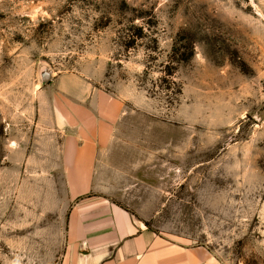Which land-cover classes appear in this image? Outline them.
Listing matches in <instances>:
<instances>
[{
	"label": "rangeland",
	"instance_id": "374dc122",
	"mask_svg": "<svg viewBox=\"0 0 264 264\" xmlns=\"http://www.w3.org/2000/svg\"><path fill=\"white\" fill-rule=\"evenodd\" d=\"M73 77L124 103L106 198L223 264H264V0H0V264L65 258L67 186L25 153L47 137L40 93Z\"/></svg>",
	"mask_w": 264,
	"mask_h": 264
},
{
	"label": "crops",
	"instance_id": "0c3cea01",
	"mask_svg": "<svg viewBox=\"0 0 264 264\" xmlns=\"http://www.w3.org/2000/svg\"><path fill=\"white\" fill-rule=\"evenodd\" d=\"M77 79L40 93L36 135L47 137L34 141L25 153V162L36 165L35 173L60 174L67 186L62 264H223L207 247L172 242L147 227L145 218L106 198L110 190L101 187L96 176L104 154L117 146L124 103L100 91L78 88Z\"/></svg>",
	"mask_w": 264,
	"mask_h": 264
},
{
	"label": "water",
	"instance_id": "95a60500",
	"mask_svg": "<svg viewBox=\"0 0 264 264\" xmlns=\"http://www.w3.org/2000/svg\"><path fill=\"white\" fill-rule=\"evenodd\" d=\"M40 78L42 81V86H47L54 80V75L48 68L44 67L40 71Z\"/></svg>",
	"mask_w": 264,
	"mask_h": 264
}]
</instances>
